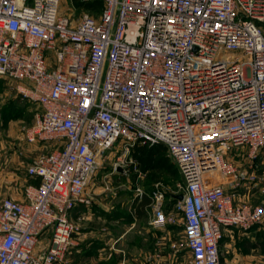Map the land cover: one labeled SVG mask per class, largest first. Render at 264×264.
Here are the masks:
<instances>
[{
  "label": "built area",
  "instance_id": "1",
  "mask_svg": "<svg viewBox=\"0 0 264 264\" xmlns=\"http://www.w3.org/2000/svg\"><path fill=\"white\" fill-rule=\"evenodd\" d=\"M60 1L0 0V77L40 108L26 139L54 146L29 164L38 183L25 199L0 203V264H69L71 212L91 201L99 159L118 141L126 152L165 146L184 181L191 264H227L225 231L264 218L237 199L243 175L226 159L264 147V0H97L99 17L77 22ZM162 198L155 226L170 220Z\"/></svg>",
  "mask_w": 264,
  "mask_h": 264
},
{
  "label": "rangeland",
  "instance_id": "2",
  "mask_svg": "<svg viewBox=\"0 0 264 264\" xmlns=\"http://www.w3.org/2000/svg\"><path fill=\"white\" fill-rule=\"evenodd\" d=\"M60 9L63 13L71 16L74 22H77L85 12L99 17L101 3H93L89 0H61ZM262 25L264 26V23ZM15 84L17 83L10 79L0 77V115L21 117L25 124L23 128L25 135L27 127L32 124L35 113L40 108L36 102L22 99ZM38 146L40 149L33 151L34 154H29L32 157L29 163L38 155L48 152L54 147L47 143L38 144ZM226 159L235 168L237 174L243 175L237 178L240 181V191L236 194L237 199L259 204L264 208V147L256 151H253L249 146L232 149L226 153ZM170 160L173 162L170 166H161L154 172L152 167L143 169L132 148L126 152L123 144L120 141L116 142L99 159L98 168L87 188L91 201L82 204L85 206L81 208L79 218H71L76 227L74 234L82 232V228L88 224L90 220L88 216L93 215V206H97L96 208L100 211L97 213L98 215L106 217V210L103 209L106 208V203H119L127 211L129 206L134 207L135 202L132 199L137 194L141 195L144 192H147L148 196H151L156 203L155 192L159 190L163 193L162 206H166V202L172 206L169 211L170 220L167 222L172 225L171 230L175 234V239L181 240L180 244L183 246H180L181 249H178L177 253L175 252L173 261L172 258H167L165 259L168 260L167 263L162 262L160 264H191V257L182 252L186 246L184 217L180 202L173 195L183 192L184 181L179 168L176 167L177 165L172 159ZM217 176L218 180H223L227 184L232 180L230 174L219 172ZM100 203L101 205H99ZM103 212L105 213L103 214ZM100 222L105 221L101 220ZM73 240V244L66 253L69 264H74L70 254L71 247L75 243V236ZM222 249L227 264H264V218L249 230L240 228L226 230ZM102 253L103 257L106 256V249ZM88 262L90 264H106V259H96L94 256H89Z\"/></svg>",
  "mask_w": 264,
  "mask_h": 264
},
{
  "label": "crops",
  "instance_id": "3",
  "mask_svg": "<svg viewBox=\"0 0 264 264\" xmlns=\"http://www.w3.org/2000/svg\"><path fill=\"white\" fill-rule=\"evenodd\" d=\"M22 121L21 117L0 115V203L5 197L24 200L25 187L38 183V179L31 177L27 172L32 158L29 154H34L40 149L38 144L45 143L29 142L24 135L25 124ZM176 194H173L174 197ZM132 201L135 202L134 207L129 206L127 211L119 203H106V208H103L106 210V217L98 215L100 211L97 206H93V215L88 216V224L82 228V232L74 234L75 243L70 254L74 264H90L89 256L106 259V264H160L167 263V258L174 260L175 252L183 246L180 244L181 240L175 239L169 222L164 226L152 224L151 220L155 217V200L144 192L137 194ZM84 206L78 204L72 210L71 218H79ZM171 207L170 203L166 202L162 209L169 214ZM101 220L105 222H100ZM50 237V230L40 236L37 253L46 248ZM104 249L106 256L103 257ZM182 252L191 257L187 246H184Z\"/></svg>",
  "mask_w": 264,
  "mask_h": 264
},
{
  "label": "trees",
  "instance_id": "4",
  "mask_svg": "<svg viewBox=\"0 0 264 264\" xmlns=\"http://www.w3.org/2000/svg\"><path fill=\"white\" fill-rule=\"evenodd\" d=\"M89 1L93 3H100L97 0ZM132 151L137 159H139L141 168L146 169L152 167L153 172L155 169L157 170L161 168V166H170L173 163L170 160L171 158L166 153L165 146L161 144L154 146L136 144L132 147Z\"/></svg>",
  "mask_w": 264,
  "mask_h": 264
},
{
  "label": "water",
  "instance_id": "5",
  "mask_svg": "<svg viewBox=\"0 0 264 264\" xmlns=\"http://www.w3.org/2000/svg\"><path fill=\"white\" fill-rule=\"evenodd\" d=\"M175 198H177L179 201L183 200L184 198V193H179L175 195Z\"/></svg>",
  "mask_w": 264,
  "mask_h": 264
}]
</instances>
